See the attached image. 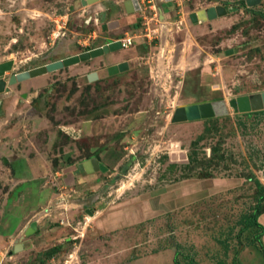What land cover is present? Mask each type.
<instances>
[{"label":"rangeland","instance_id":"1","mask_svg":"<svg viewBox=\"0 0 264 264\" xmlns=\"http://www.w3.org/2000/svg\"><path fill=\"white\" fill-rule=\"evenodd\" d=\"M126 1L0 0L7 79L131 40L0 93V264H264V110L231 105L264 91V0ZM218 5L238 10L192 21ZM220 98L228 115L172 122ZM93 157L108 170L75 179Z\"/></svg>","mask_w":264,"mask_h":264},{"label":"water","instance_id":"2","mask_svg":"<svg viewBox=\"0 0 264 264\" xmlns=\"http://www.w3.org/2000/svg\"><path fill=\"white\" fill-rule=\"evenodd\" d=\"M100 0H82L83 5H91L99 2ZM167 2L171 0H165ZM260 0H246L248 6H253ZM125 7L128 12H134L140 9L139 0H127ZM238 10L237 7H229L218 5L214 8H203L191 14V19L194 23H202L209 21L214 16H225L229 12ZM106 13H103V21H105ZM123 48L122 41H114L107 45L94 48L90 51L83 52L81 54L73 55L65 59H61L40 67H36L20 73H15L7 79V72L13 70L14 60H8L0 63V93L9 92L11 86L37 77L48 72H52L58 69H62L67 66L78 64L82 61H87L92 58H96L104 55L109 51H117ZM230 53V52H228ZM129 69L128 61H123L118 64H114L108 67L110 75L118 74ZM98 79L96 72L89 74V81ZM231 105L239 109L242 113L261 111L264 110V91L256 92L248 95L240 96L238 99L231 101ZM230 113L228 103L225 99H214L200 102L188 103L177 107L173 113L172 122L180 123L199 119H208L213 117H220L228 115ZM78 168L82 172L94 173L98 171H107L108 167L102 163L98 158H91L83 161L78 165ZM37 228V222H33L31 226L26 230L27 235L35 233ZM23 243H18L14 251L10 252L12 255L14 252H18L19 249L23 248Z\"/></svg>","mask_w":264,"mask_h":264},{"label":"crops","instance_id":"3","mask_svg":"<svg viewBox=\"0 0 264 264\" xmlns=\"http://www.w3.org/2000/svg\"><path fill=\"white\" fill-rule=\"evenodd\" d=\"M120 50V49H119ZM115 55V54H114ZM127 71V70H126ZM125 72V71H124ZM94 158V157H93ZM97 158V157H95ZM99 159V158H98ZM100 160V159H99ZM85 161V160H83ZM101 161V160H100ZM102 162V161H101ZM103 163V162H102ZM99 172V171H98ZM98 172H94V173H86V174H77L74 176V178L76 179V177H81V179L83 180H86L88 182H92L94 180H97L98 178ZM259 221L264 225V214H262L260 217H259ZM264 239V238H263ZM10 254V253H9ZM14 254V253H13ZM12 254V255H13ZM112 257H110L111 259H105L103 261L100 262V264H102V262L106 263V262H113L112 264H122V260H123V255L122 253L120 254H115V255H111ZM126 256V254H125ZM150 260H154L153 259V256H144L142 258H139V259H135V260H132L130 262H126V264H149V261ZM110 264V263H109Z\"/></svg>","mask_w":264,"mask_h":264},{"label":"flooded vegetation","instance_id":"4","mask_svg":"<svg viewBox=\"0 0 264 264\" xmlns=\"http://www.w3.org/2000/svg\"><path fill=\"white\" fill-rule=\"evenodd\" d=\"M126 8V7H125ZM127 10V9H126ZM103 17V16H102ZM103 19V18H102ZM103 27H104V29H107V24H106V22H104L103 23ZM122 41V39L121 38H119V39H115L114 41ZM114 41H110V42H108V43H105L104 45H107V44H109V43H112V42H114ZM103 45V46H104ZM101 47V46H100ZM125 46L123 45V48H124ZM122 48V49H123ZM111 53H115V51H109V52H107V53H105L104 55H102V56H105V55H109V54H111ZM100 57V56H99ZM93 59V58H92ZM121 62H123V61H121ZM118 63H120V62H118ZM118 63H114V64H118ZM114 64H112V65H114ZM111 66V65H110ZM109 67V66H108ZM108 67H107V72H108ZM93 73V72H92ZM97 73V75H98V72H96ZM90 74V73H89ZM89 74H88V79H89ZM108 75H110L109 74V72H108ZM98 78H99V75H98Z\"/></svg>","mask_w":264,"mask_h":264},{"label":"trees","instance_id":"5","mask_svg":"<svg viewBox=\"0 0 264 264\" xmlns=\"http://www.w3.org/2000/svg\"><path fill=\"white\" fill-rule=\"evenodd\" d=\"M243 3H244V1H243ZM257 112H263V111H257ZM257 112H253V113H257ZM261 214L262 213H257L256 215H254L250 225H259V226L264 228V225L262 223H260L258 220ZM263 235H264V233H263Z\"/></svg>","mask_w":264,"mask_h":264},{"label":"built area","instance_id":"6","mask_svg":"<svg viewBox=\"0 0 264 264\" xmlns=\"http://www.w3.org/2000/svg\"><path fill=\"white\" fill-rule=\"evenodd\" d=\"M122 43L124 46H127V44L131 43V40H129L128 38H124L122 39Z\"/></svg>","mask_w":264,"mask_h":264},{"label":"bare ground","instance_id":"7","mask_svg":"<svg viewBox=\"0 0 264 264\" xmlns=\"http://www.w3.org/2000/svg\"><path fill=\"white\" fill-rule=\"evenodd\" d=\"M164 29V28H163Z\"/></svg>","mask_w":264,"mask_h":264}]
</instances>
